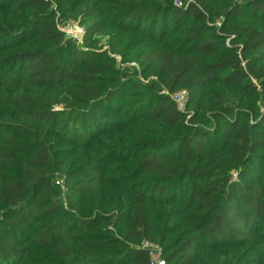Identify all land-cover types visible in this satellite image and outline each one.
Masks as SVG:
<instances>
[{
	"label": "trees",
	"instance_id": "obj_1",
	"mask_svg": "<svg viewBox=\"0 0 264 264\" xmlns=\"http://www.w3.org/2000/svg\"><path fill=\"white\" fill-rule=\"evenodd\" d=\"M150 253L264 264V0H0V264Z\"/></svg>",
	"mask_w": 264,
	"mask_h": 264
},
{
	"label": "built area",
	"instance_id": "obj_2",
	"mask_svg": "<svg viewBox=\"0 0 264 264\" xmlns=\"http://www.w3.org/2000/svg\"><path fill=\"white\" fill-rule=\"evenodd\" d=\"M177 5H180L179 3ZM73 29L77 30L79 34H81V30L78 28ZM74 37V36H72ZM75 38V37H74ZM172 100L177 104L179 109H182L184 107L185 101H186V93H177L175 95H172ZM144 248H149V246H144ZM150 249V248H149ZM151 250V249H150ZM152 257V263L153 264H164L162 260L159 259V254L150 253Z\"/></svg>",
	"mask_w": 264,
	"mask_h": 264
},
{
	"label": "rangeland",
	"instance_id": "obj_3",
	"mask_svg": "<svg viewBox=\"0 0 264 264\" xmlns=\"http://www.w3.org/2000/svg\"><path fill=\"white\" fill-rule=\"evenodd\" d=\"M66 32H67L68 35H70V36H74L75 39H77V41L80 40V35H81V34H79L77 30L68 28V29L66 30Z\"/></svg>",
	"mask_w": 264,
	"mask_h": 264
},
{
	"label": "water",
	"instance_id": "obj_4",
	"mask_svg": "<svg viewBox=\"0 0 264 264\" xmlns=\"http://www.w3.org/2000/svg\"><path fill=\"white\" fill-rule=\"evenodd\" d=\"M69 28H70V29H73V26L71 25Z\"/></svg>",
	"mask_w": 264,
	"mask_h": 264
}]
</instances>
